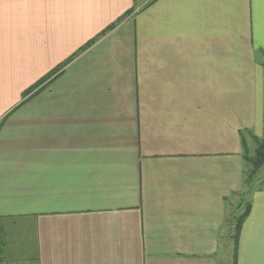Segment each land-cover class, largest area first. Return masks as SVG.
I'll list each match as a JSON object with an SVG mask.
<instances>
[{"label": "crops", "instance_id": "crops-1", "mask_svg": "<svg viewBox=\"0 0 264 264\" xmlns=\"http://www.w3.org/2000/svg\"><path fill=\"white\" fill-rule=\"evenodd\" d=\"M263 114L264 0H0V264H221Z\"/></svg>", "mask_w": 264, "mask_h": 264}, {"label": "trees", "instance_id": "trees-1", "mask_svg": "<svg viewBox=\"0 0 264 264\" xmlns=\"http://www.w3.org/2000/svg\"><path fill=\"white\" fill-rule=\"evenodd\" d=\"M254 148L252 151L248 150V147L243 143L244 149V185L239 195V201L236 206L235 215L231 218L232 226V241H233V264H236V246L238 235L241 230L243 220L249 213L250 204L248 195L250 193L251 184L257 177L260 170L264 167V114H263V127L262 136L260 138L253 137ZM238 208V209H237Z\"/></svg>", "mask_w": 264, "mask_h": 264}, {"label": "rangeland", "instance_id": "rangeland-1", "mask_svg": "<svg viewBox=\"0 0 264 264\" xmlns=\"http://www.w3.org/2000/svg\"><path fill=\"white\" fill-rule=\"evenodd\" d=\"M253 143H254V141H253ZM232 252H233V247H232V242L230 241L229 246H227V248L224 249V251H222V253H220L221 254L220 255L221 256V264H226L227 259L230 260V254L232 255Z\"/></svg>", "mask_w": 264, "mask_h": 264}]
</instances>
